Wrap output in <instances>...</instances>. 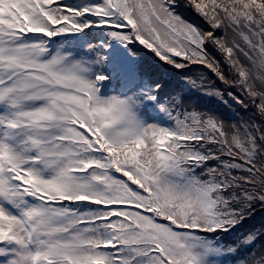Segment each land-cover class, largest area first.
<instances>
[{"label":"snow or ice","instance_id":"6c2138e0","mask_svg":"<svg viewBox=\"0 0 264 264\" xmlns=\"http://www.w3.org/2000/svg\"><path fill=\"white\" fill-rule=\"evenodd\" d=\"M93 29L249 115L162 103L159 83L102 96L91 61L48 47ZM260 211L264 0H0V264H264Z\"/></svg>","mask_w":264,"mask_h":264},{"label":"trees","instance_id":"16d2710c","mask_svg":"<svg viewBox=\"0 0 264 264\" xmlns=\"http://www.w3.org/2000/svg\"><path fill=\"white\" fill-rule=\"evenodd\" d=\"M183 14L185 17L200 25L203 26L201 19L195 15L191 11H184ZM94 33L99 37L98 44L93 45L94 49H101L97 52L95 50H89L88 52H93V61L97 64V68L100 74L105 75L107 79L102 82L103 90L106 86H112L115 83V80L119 79L120 81L116 83V87L118 89L117 94L122 95V97L131 96L132 93H140L145 91L146 88L153 86L155 83H159L162 85L160 90L159 99L163 103L167 99H165L166 92L169 90V87L176 85L178 78L183 77L185 79V71L176 69L170 65H166L162 62L151 61L149 56L152 58L156 56L148 49L144 48L142 45L136 44H125L120 41L113 40L108 35V29H93ZM79 40L78 43L81 45L80 39L85 35H78ZM71 43L74 44V40L71 38ZM98 61H103L102 63ZM108 63L109 66L105 67V64ZM162 67L163 72L165 70L170 72L172 76L171 83L165 85V82H162L164 76L159 78L158 70ZM200 67L193 66L195 73L197 69ZM130 87H135V91H130ZM172 91H170L171 93ZM181 92H185L184 88H182ZM166 93V94H165ZM177 94V91H175ZM182 98H184L182 96ZM212 102L218 104L217 100L212 99ZM153 103V108L157 109L158 106L154 103H148L146 106L151 105ZM240 112L244 115L246 113L240 109ZM161 118L166 123V126H171V121H169L164 114L161 112ZM261 221H264V211L258 212L252 219L247 221L245 227H251L252 225L258 224ZM235 232L224 235L221 234L217 239L219 240H231L235 236ZM229 264H233L232 261L227 260Z\"/></svg>","mask_w":264,"mask_h":264},{"label":"rangeland","instance_id":"374dc122","mask_svg":"<svg viewBox=\"0 0 264 264\" xmlns=\"http://www.w3.org/2000/svg\"><path fill=\"white\" fill-rule=\"evenodd\" d=\"M80 0H69V3H79ZM73 39L75 42L74 44H69L71 43L70 39ZM79 36L77 34H67L63 35L57 38H50L48 40V47L51 49L53 53H55L57 50L63 48V51L66 53H72L76 58H86L87 60L91 61V67H92V73L91 76L92 78H95L97 74H100L98 70L97 64L94 63L92 57L93 52L90 51V48L88 47L89 45H97L99 37L94 33V30H92L90 33L85 35L83 38L80 39L81 45L78 43ZM101 50V49H99ZM98 49L95 48V51L100 52ZM149 59L151 61H158L161 62L157 57L152 58L151 55L149 56ZM109 66L108 63L105 64V67ZM193 69V68H192ZM191 69V70H192ZM205 71L202 68H198L197 72L195 73L192 71V74L195 76L201 72ZM159 73V78L161 79L162 76H164L162 82H165V85L171 83L172 81V76L170 72H163L162 67L158 70ZM120 80L117 79L115 80V83L112 86H106V88L103 90L102 88V82L100 84V94L104 97H109V96H120L122 95L117 94L118 89L116 87V83L119 82ZM182 88H184L185 92H181ZM169 90L165 93V99H168L172 95H178V96H183L185 99H188L192 102L199 103L203 105L205 108H211L215 110L216 112L223 113L226 117H229L233 120L240 119L246 115H249V113H246V115L242 114L240 112V108L236 105H225L223 103L218 102V104H215L212 102V99H209L207 97L202 96L196 89L192 88L187 81L183 78L180 77L178 78L176 85L168 88ZM130 91H135V87H130ZM170 91H172L170 93ZM177 91V94L175 93ZM137 93H132L131 96L136 95ZM123 98V97H122ZM142 116L147 120L149 123H160L162 125L166 126V123L162 120L161 118V111L159 108L154 109L153 108V103L151 105H148L142 109L141 112ZM223 264H229L227 260L223 262Z\"/></svg>","mask_w":264,"mask_h":264}]
</instances>
